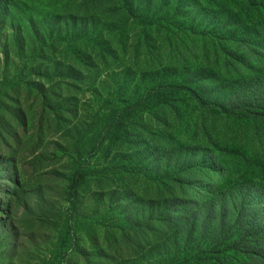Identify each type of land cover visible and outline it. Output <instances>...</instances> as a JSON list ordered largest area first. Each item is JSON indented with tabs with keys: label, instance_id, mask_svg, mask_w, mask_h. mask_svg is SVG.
Wrapping results in <instances>:
<instances>
[{
	"label": "rangeland",
	"instance_id": "1",
	"mask_svg": "<svg viewBox=\"0 0 264 264\" xmlns=\"http://www.w3.org/2000/svg\"><path fill=\"white\" fill-rule=\"evenodd\" d=\"M129 3L0 0V264H245L233 234L264 239L240 221L217 239L163 241L149 200L158 179L166 194L167 166L186 175L203 157L226 199L264 186V65L243 67L230 46L262 40L264 21L243 0ZM229 9L262 34L231 17L219 29ZM199 69L223 95L199 94Z\"/></svg>",
	"mask_w": 264,
	"mask_h": 264
},
{
	"label": "trees",
	"instance_id": "2",
	"mask_svg": "<svg viewBox=\"0 0 264 264\" xmlns=\"http://www.w3.org/2000/svg\"><path fill=\"white\" fill-rule=\"evenodd\" d=\"M124 1L129 6L130 11L133 12V7L129 5V1L131 0ZM243 1L250 3L253 11L257 13V19L264 21V0ZM226 14L228 15H224L216 22L219 29L231 17L237 18L242 28L250 32L262 34L260 30L252 31V28L248 24L242 23V21L248 23L252 21L239 15L240 13L237 10L229 9ZM209 22H211L210 19H208L207 23ZM230 46L234 47L231 51L233 54L238 55V61L243 67L249 66L252 61L264 65V38L262 40L258 38L253 40V38H247L246 36H237V38L231 39ZM188 72L190 73L189 79L196 82L195 89L200 91V95L202 93L205 96L211 94L213 97L223 95L221 91L223 90V85L226 83L222 82L223 80L217 72L206 69L188 70ZM191 92L193 95L199 96L195 90H191ZM262 101L264 102V94ZM212 120L213 117L210 120L208 119V122H212ZM243 124L244 122L240 123V125ZM229 125L227 122H224L220 124V127L229 129ZM252 135L253 133L249 137H252ZM215 163L212 157H203L201 161L195 162L194 166H189L190 168H194L193 170L195 171L189 172L186 175L181 173L177 165L174 168L167 166L165 173H169L171 179L165 184L166 194H163L159 189L162 179L156 180L157 182L154 183L156 196H153L149 200L152 203L151 208L153 213L157 217L159 216L158 219H162L163 217V220L169 227L163 237V241L170 240L171 237L176 235V232L184 234V238L197 234V237L209 236L217 239L225 233L226 229L235 226L240 221L243 222V227L246 231H264V194L260 193L264 186L250 182L247 188L239 190L241 191L240 194L237 192L234 198L226 199V191L217 194L215 190V184L212 179ZM15 169H18L17 164ZM7 171L6 164H1L0 162V173H4L6 177ZM6 178L10 177L7 176ZM10 181L15 185L16 189H21L22 185L18 178ZM72 185L75 189L78 185L77 181L73 180ZM4 191L9 195L11 194V189L6 190L5 188ZM205 192L211 195V198L208 200H203ZM11 207L12 204L9 206V209ZM0 209L2 210L1 206ZM9 235L12 237L13 232H9ZM237 235L236 233L233 234V241L229 245L232 257L238 253L245 252L249 257L245 264H249V259H253L258 264H264V239L262 238L259 242H254L253 240L245 241L244 238L236 240ZM222 261L224 264H237L233 262L230 256L224 258Z\"/></svg>",
	"mask_w": 264,
	"mask_h": 264
}]
</instances>
